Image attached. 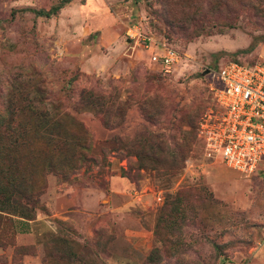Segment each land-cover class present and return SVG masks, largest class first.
<instances>
[{"label": "rangeland", "instance_id": "1", "mask_svg": "<svg viewBox=\"0 0 264 264\" xmlns=\"http://www.w3.org/2000/svg\"><path fill=\"white\" fill-rule=\"evenodd\" d=\"M263 52L264 0H0V264H264V177L196 129L203 71Z\"/></svg>", "mask_w": 264, "mask_h": 264}, {"label": "built area", "instance_id": "2", "mask_svg": "<svg viewBox=\"0 0 264 264\" xmlns=\"http://www.w3.org/2000/svg\"><path fill=\"white\" fill-rule=\"evenodd\" d=\"M126 40L153 50L150 62L161 71L178 61L176 49L143 34L137 25L127 27ZM205 70L212 97L196 128L201 156L239 173L264 177V52L254 61L229 60Z\"/></svg>", "mask_w": 264, "mask_h": 264}, {"label": "trees", "instance_id": "3", "mask_svg": "<svg viewBox=\"0 0 264 264\" xmlns=\"http://www.w3.org/2000/svg\"><path fill=\"white\" fill-rule=\"evenodd\" d=\"M61 6L62 5L54 6V7H51L49 10H37V11H34V13L38 16L50 17L52 15H55L58 12V10L61 8ZM237 61H240V60H237ZM169 109L172 111V108H168V106H165V105L160 108L158 113L160 114L161 120H163L164 116L168 115ZM164 118L168 119V121L171 120V117H164ZM180 133L182 132L180 131ZM0 173H2L0 175V196L2 195V198H0V209L2 208L7 209L8 199L6 198V192H5V190L7 191V189L6 187L4 188L3 186L5 183V180L7 182V179H10V177H9V174H7L5 171H0Z\"/></svg>", "mask_w": 264, "mask_h": 264}, {"label": "water", "instance_id": "4", "mask_svg": "<svg viewBox=\"0 0 264 264\" xmlns=\"http://www.w3.org/2000/svg\"><path fill=\"white\" fill-rule=\"evenodd\" d=\"M206 72H207V70H204V71H203V75H204Z\"/></svg>", "mask_w": 264, "mask_h": 264}]
</instances>
